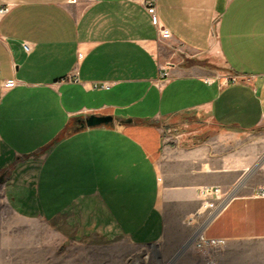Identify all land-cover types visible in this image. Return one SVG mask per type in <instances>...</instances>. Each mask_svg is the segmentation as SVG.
I'll return each mask as SVG.
<instances>
[{
  "label": "crops",
  "instance_id": "obj_1",
  "mask_svg": "<svg viewBox=\"0 0 264 264\" xmlns=\"http://www.w3.org/2000/svg\"><path fill=\"white\" fill-rule=\"evenodd\" d=\"M0 6L4 243L40 223L182 264H264V0ZM90 115L112 121L66 134ZM204 186L234 188L205 230L225 245L181 251Z\"/></svg>",
  "mask_w": 264,
  "mask_h": 264
},
{
  "label": "rangeland",
  "instance_id": "obj_2",
  "mask_svg": "<svg viewBox=\"0 0 264 264\" xmlns=\"http://www.w3.org/2000/svg\"><path fill=\"white\" fill-rule=\"evenodd\" d=\"M4 206L0 199V226H3L0 232L12 235L15 223L8 220ZM62 231L60 236L54 229L33 223L30 228L20 231L26 235L21 244H6L4 241L8 237H0V264H182L178 258L175 261L163 258L157 247L135 246L118 238L103 240L88 236L77 240L70 235V230ZM8 239L12 243L18 240ZM24 241L29 243L23 247ZM188 249L184 246L181 251Z\"/></svg>",
  "mask_w": 264,
  "mask_h": 264
},
{
  "label": "built area",
  "instance_id": "obj_3",
  "mask_svg": "<svg viewBox=\"0 0 264 264\" xmlns=\"http://www.w3.org/2000/svg\"><path fill=\"white\" fill-rule=\"evenodd\" d=\"M146 9L147 12L152 15L153 23L158 28V34H160L162 37H170V32L160 27L156 21V18L153 17L154 7L152 4H148ZM6 11V6H0V17L3 16ZM23 49L28 51L29 46L27 44H23ZM231 81L236 82L237 78L234 77L231 79ZM11 86V82H7L5 84V87ZM102 87H105V85H102ZM198 189V197L200 198L203 214L201 216L192 214L186 219L187 225H190V227L191 225L195 227L190 238L188 241H186L185 246L195 250L198 253L208 254L212 250L225 245V241L222 239L217 240L216 238L206 237L205 230L219 216L218 214L224 210L229 201V197L234 192V188L225 191L219 186H204ZM256 195L259 197H264V190H259Z\"/></svg>",
  "mask_w": 264,
  "mask_h": 264
},
{
  "label": "water",
  "instance_id": "obj_4",
  "mask_svg": "<svg viewBox=\"0 0 264 264\" xmlns=\"http://www.w3.org/2000/svg\"><path fill=\"white\" fill-rule=\"evenodd\" d=\"M111 118L108 116H96V115H90L87 118H85L82 121H79V127H95L100 125H109L111 123ZM2 177H0V183H2Z\"/></svg>",
  "mask_w": 264,
  "mask_h": 264
},
{
  "label": "trees",
  "instance_id": "obj_5",
  "mask_svg": "<svg viewBox=\"0 0 264 264\" xmlns=\"http://www.w3.org/2000/svg\"><path fill=\"white\" fill-rule=\"evenodd\" d=\"M66 129V134H70L76 130H80V127L78 125H76L75 121L73 120L72 122H70L67 126Z\"/></svg>",
  "mask_w": 264,
  "mask_h": 264
}]
</instances>
